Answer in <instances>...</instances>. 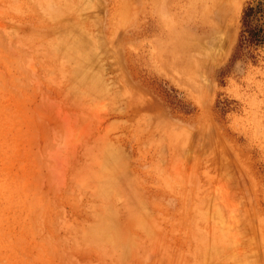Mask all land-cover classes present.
<instances>
[{"label": "rangeland", "instance_id": "rangeland-1", "mask_svg": "<svg viewBox=\"0 0 264 264\" xmlns=\"http://www.w3.org/2000/svg\"><path fill=\"white\" fill-rule=\"evenodd\" d=\"M263 234L264 0H0V264H264Z\"/></svg>", "mask_w": 264, "mask_h": 264}, {"label": "bare ground", "instance_id": "bare-ground-1", "mask_svg": "<svg viewBox=\"0 0 264 264\" xmlns=\"http://www.w3.org/2000/svg\"><path fill=\"white\" fill-rule=\"evenodd\" d=\"M62 9L67 10L68 7L66 5H64L62 7ZM63 10H60V12L59 11L58 12L60 14H62L64 12ZM59 13H58V16L60 15ZM65 32H66L67 36L62 39V45H64L66 48H71L76 52L75 61H76V65H77L76 66L77 71H76V77L75 78H76L77 82H80L82 84L85 83L88 85L96 86L97 81L100 82V78L98 79V77H97L99 72L97 73L95 71V66L97 65V61H99V63H100L99 57L102 56V54H103L102 51L104 49L102 47L96 46L95 41H93L91 39V37L88 35L85 28L81 27L80 24L74 25L72 23V25L66 27ZM80 83H79V85H80ZM107 190L108 189H106V192H107ZM111 219H113V217ZM101 220H102V218H101ZM107 227H109V225ZM108 229H110V228H108ZM108 229L106 228L107 231H108Z\"/></svg>", "mask_w": 264, "mask_h": 264}, {"label": "trees", "instance_id": "trees-1", "mask_svg": "<svg viewBox=\"0 0 264 264\" xmlns=\"http://www.w3.org/2000/svg\"><path fill=\"white\" fill-rule=\"evenodd\" d=\"M253 12H255V9L250 8V9L248 10V17H249Z\"/></svg>", "mask_w": 264, "mask_h": 264}]
</instances>
